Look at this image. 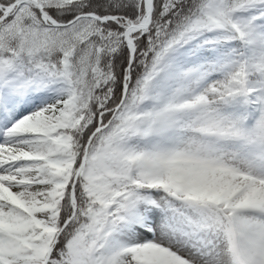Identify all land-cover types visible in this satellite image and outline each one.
<instances>
[{
	"label": "snow or ice",
	"instance_id": "6c2138e0",
	"mask_svg": "<svg viewBox=\"0 0 264 264\" xmlns=\"http://www.w3.org/2000/svg\"><path fill=\"white\" fill-rule=\"evenodd\" d=\"M0 264H264V0H0Z\"/></svg>",
	"mask_w": 264,
	"mask_h": 264
}]
</instances>
